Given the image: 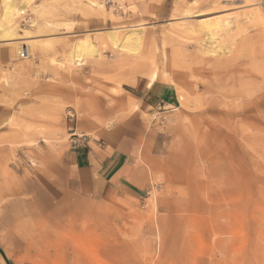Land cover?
I'll list each match as a JSON object with an SVG mask.
<instances>
[{
	"label": "rangeland",
	"instance_id": "1",
	"mask_svg": "<svg viewBox=\"0 0 264 264\" xmlns=\"http://www.w3.org/2000/svg\"><path fill=\"white\" fill-rule=\"evenodd\" d=\"M235 17L213 46L198 28ZM16 23L0 36V264H264V0H33ZM137 25V50L108 36ZM78 40L96 54L75 65ZM102 150L133 172L99 197L80 158Z\"/></svg>",
	"mask_w": 264,
	"mask_h": 264
},
{
	"label": "bare ground",
	"instance_id": "2",
	"mask_svg": "<svg viewBox=\"0 0 264 264\" xmlns=\"http://www.w3.org/2000/svg\"><path fill=\"white\" fill-rule=\"evenodd\" d=\"M12 1H14V0H11V1L10 0H4V2H5L4 4L6 5V7H5V12H4V9H3L4 17L2 16L3 19L0 22V36L3 37L5 40H7L6 38H8V39L10 38L11 39L13 37L14 32L17 30V27H18L17 23H16V17L21 16L23 11L26 9V7L33 0H24V4L20 8H17V5H14ZM239 19L240 18L235 17V18H233V20H227V19L221 20V18L220 19H214V20H207V21H203L202 23L200 22V24L198 23L199 24L198 28L200 29L201 32L205 33V36L207 37V39L205 38L206 42L213 46L217 42V38L216 37L220 34V31H227L226 29H228L230 24L234 20H239ZM252 19H253V17H252ZM256 19L257 20L260 19V21H262V19H263V14H262V12L260 10H259V12L256 13ZM17 22L19 23V21H17ZM261 26H263V25H261ZM143 28L144 27H139L138 25H137V27L136 26L135 27H130V28L123 27L121 29L117 28L116 30L113 29L114 30V31L112 30L113 32L109 31L110 34L108 36L111 38V41L113 42L114 45H118V43H120V48L121 49H123V50L126 49L128 51H130V50L133 51V49H135V48H133L134 46H136L135 50H137V48H139V46H141V44H142ZM191 30H193V29H191ZM120 31H125V32L122 35H119L120 33H122ZM192 33H193V31H192ZM17 34H18V31H17ZM121 36H123V38H120ZM120 39H122V40L120 41ZM10 41H12V40H10ZM23 45H22V51H28V50H30L32 48V44H31L30 41L24 42ZM221 45H222V43H221ZM25 47L28 48V50H25L24 49ZM20 48H21L20 45H18V46L16 45L15 51H19ZM13 50H14V48H13ZM88 52H91V54L92 53L96 54V50L94 49L93 43L90 42V41H87V40L86 41H81V42L79 41L77 49L75 50L74 53L70 54V56H69V62L71 64H75V65L78 64L81 61L82 56L85 55V54L88 55L87 54ZM28 54H29V52H28Z\"/></svg>",
	"mask_w": 264,
	"mask_h": 264
},
{
	"label": "crops",
	"instance_id": "3",
	"mask_svg": "<svg viewBox=\"0 0 264 264\" xmlns=\"http://www.w3.org/2000/svg\"><path fill=\"white\" fill-rule=\"evenodd\" d=\"M146 93L149 95V100L160 98L158 93H151L150 91H146ZM93 154L81 155L80 158V162L85 166H83V174L88 177L85 180V186L91 185L94 194L102 197L112 186V181L115 182L119 177H128L133 172V165L129 159L130 152L102 150Z\"/></svg>",
	"mask_w": 264,
	"mask_h": 264
},
{
	"label": "built area",
	"instance_id": "4",
	"mask_svg": "<svg viewBox=\"0 0 264 264\" xmlns=\"http://www.w3.org/2000/svg\"><path fill=\"white\" fill-rule=\"evenodd\" d=\"M29 58V54H28V51H22L20 53V59L22 60H27Z\"/></svg>",
	"mask_w": 264,
	"mask_h": 264
}]
</instances>
